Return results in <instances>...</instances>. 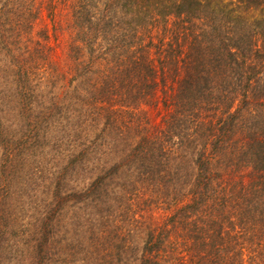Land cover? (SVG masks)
I'll return each mask as SVG.
<instances>
[{
	"label": "trees",
	"instance_id": "1",
	"mask_svg": "<svg viewBox=\"0 0 264 264\" xmlns=\"http://www.w3.org/2000/svg\"><path fill=\"white\" fill-rule=\"evenodd\" d=\"M57 262L264 264V0H0V264Z\"/></svg>",
	"mask_w": 264,
	"mask_h": 264
},
{
	"label": "rangeland",
	"instance_id": "2",
	"mask_svg": "<svg viewBox=\"0 0 264 264\" xmlns=\"http://www.w3.org/2000/svg\"><path fill=\"white\" fill-rule=\"evenodd\" d=\"M79 204V203H78ZM77 215L80 217V216H82V211H80V210H77ZM56 264H61L60 262H57Z\"/></svg>",
	"mask_w": 264,
	"mask_h": 264
}]
</instances>
